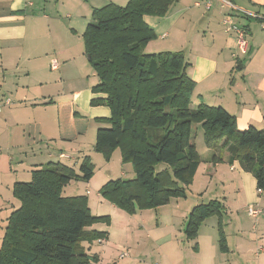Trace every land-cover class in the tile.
Returning a JSON list of instances; mask_svg holds the SVG:
<instances>
[{
    "label": "crops",
    "instance_id": "obj_1",
    "mask_svg": "<svg viewBox=\"0 0 264 264\" xmlns=\"http://www.w3.org/2000/svg\"><path fill=\"white\" fill-rule=\"evenodd\" d=\"M109 1L123 4L127 0ZM109 1L0 0V95L2 99L7 97L12 100V104L5 105L0 113H3L0 115V143L28 149L25 156L19 154L22 158L18 164L24 165V157L30 159V167L23 168L26 177L32 178L33 170L49 163L61 162L78 171L76 167L79 164L76 166L75 162L84 155L88 156L83 146L88 134L74 141L60 139L55 104L47 103L51 99L56 100L52 97L55 95L42 93L40 97L30 96L31 82L40 86L54 82L57 94L72 98L80 113L85 111L91 118L97 119L91 122L95 128L106 126L107 122H100L98 118H108L111 114L109 107L91 104L92 98L101 96L92 91L100 80L97 78L98 81L93 84L80 75L72 74L73 69L69 65L72 66V61L80 53L72 57L71 47L67 44L73 42L75 35L83 36L93 18L94 8L105 6ZM192 1L176 0L163 17L145 16L156 34L155 39L147 44L145 52H183L188 63L187 73L196 82L198 104L204 102L224 107L236 117L240 130L251 125L264 129V0H233L239 8L235 11L223 7L219 0L213 3L205 0L210 1L212 6L209 9L205 6L203 10L199 8L202 4L198 1L194 7H189ZM66 7L70 11L62 14ZM227 12L233 13L237 24L247 28L250 40L248 53L236 59L233 56L236 36L228 33L222 22ZM55 55L62 63L57 70H52L50 62ZM11 85L17 88L12 90ZM14 91L17 97L13 99L11 95ZM16 98H23V103L17 104ZM4 123L7 132L3 131ZM88 133L91 138L92 132ZM39 140L40 143H36ZM191 141L195 143V137L191 136ZM67 150L77 155H71ZM203 153L206 154L205 160L200 162L194 182L199 176L205 177L203 189L198 191V195L205 200L209 194V201H219L224 207V246L221 244L217 215H211L216 218L209 224L206 221L211 216L205 219L193 239H188L184 233L187 214L182 215L186 218L182 227L176 229L175 225L173 231L156 237L153 235L156 230L146 227L139 210L132 216L126 213L129 218L125 227L142 220V229L148 231L144 252L140 255L152 258L156 247L160 258V263L156 264H264V191L261 193L257 188L251 171L243 168L238 161L230 163L222 158L223 149L219 145L207 147ZM72 157H76L73 165L69 163L71 161L64 160ZM213 157L215 160L211 164ZM14 158L9 159L10 171L13 170L11 162ZM13 171L16 173L14 181L7 184L8 188L4 190L8 192L10 189L12 195L13 185L19 181L17 169ZM12 175L8 171L6 176ZM190 192L194 191L190 188ZM1 195L0 212L5 208L8 218L21 203L15 207L13 202L14 209L10 210ZM178 199L181 198H176V201ZM249 205L260 208L262 213L257 218L250 216ZM164 225L157 223L156 227ZM109 233L104 240L106 242ZM96 254L100 260L103 259L102 250Z\"/></svg>",
    "mask_w": 264,
    "mask_h": 264
},
{
    "label": "trees",
    "instance_id": "obj_2",
    "mask_svg": "<svg viewBox=\"0 0 264 264\" xmlns=\"http://www.w3.org/2000/svg\"><path fill=\"white\" fill-rule=\"evenodd\" d=\"M175 2L129 0L126 6L110 2L94 8L83 34L85 53L100 79L92 91L101 96L92 98L91 104L105 105L111 112L108 118H98L108 125L97 129L94 150L109 159L120 148L123 160L131 162L136 173L131 180L108 181L99 193L129 213L186 196L200 164L191 141L194 123L203 127L208 147L219 145L222 158L251 171L257 188L264 191V129L252 125L238 129L236 117L222 106L201 102L191 107L196 82L187 73L184 53L145 52L156 37L145 16H166ZM47 103L57 106L60 139L74 141L87 132L90 117L76 109L73 99ZM160 164L166 166L159 168ZM93 173L94 166L85 156L78 171L61 162L49 163L33 170L30 181L14 183L13 195L21 204L8 217L0 264L98 260L84 242L106 240L108 231L92 228L100 217L93 215L87 196L62 193L71 180L89 181ZM223 211L222 203L215 200L193 207L184 227L186 237L195 238L203 221L217 215L224 246Z\"/></svg>",
    "mask_w": 264,
    "mask_h": 264
},
{
    "label": "rangeland",
    "instance_id": "obj_3",
    "mask_svg": "<svg viewBox=\"0 0 264 264\" xmlns=\"http://www.w3.org/2000/svg\"><path fill=\"white\" fill-rule=\"evenodd\" d=\"M109 1V0H108ZM198 1L202 5L199 7L200 9H205L206 1L205 0H193L192 2H189V7H194L195 2ZM212 3L214 0H211ZM109 1L108 3H110ZM128 3V0L124 2L123 4H118L121 6H126ZM100 7V6H99ZM197 8V7H195ZM68 10V7H66L62 14L66 13ZM90 21V20H89ZM71 47V55L72 57L77 56L80 53V56L76 58V60L72 61V66L69 65L70 68L73 69V75H80L81 77H84L86 80H89L91 82L96 83L98 81L97 78L98 75L95 73L94 69L92 68L91 64H89L86 55L84 54V45H83V36L82 35H75L73 37V42L71 44H67ZM58 58L59 64L62 63L59 56L55 55L54 58ZM64 60V59H63ZM100 80V79H99ZM12 87V85H11ZM17 87H12L11 89L14 90ZM30 96L37 95L40 97L42 93H53L52 96L54 99H69V97H66L64 95L57 94V90L55 89V83L49 82L45 83L43 86H40L39 84H36L35 82L30 83ZM196 88V85H195ZM43 89V90H42ZM45 91V92H44ZM195 92H198V90H193L192 93V99H191V107H197L198 101H197V94ZM13 95V96H12ZM11 97L14 99V97H17V93L14 91ZM19 95L18 97H20ZM23 97V96H22ZM24 98V97H23ZM23 98H16L17 104L23 103ZM72 99V98H70ZM193 104V105H192ZM56 109V117L58 119L57 115V106L55 105ZM85 111L82 113L83 115H86L90 117L89 114L85 113ZM3 114V113H2ZM0 114V115H2ZM94 118L90 117V124L87 132L85 134H88L85 136V140L83 142V146H85L86 154L88 155L90 162L94 166V173L89 181H85L82 179H73L71 180L67 185L63 187V195H73V196H87L88 204L91 208V211L95 217H100V219L95 221V225L93 228L96 227L98 230H106L109 233V239L108 241L104 242H95V243H87L84 242V245L87 248V251L91 256H95L97 252L103 251V259L94 260L93 264H156L157 262L160 263L159 258V249L154 248V255L151 257H142L140 254L144 252V243L147 239V232L146 229H142V223L146 225V227H151L154 230H156L157 233L153 235H156V237L163 236L168 234L169 232L174 230L175 225L176 229H179V227H182L184 221H186V218L189 217V214L193 207L200 203H204L209 201L210 195H206V199L200 198V195H198V191L203 189V185L205 183V177L199 176V178L196 179V182H193L186 188V196L185 197H172L171 200L164 205L158 206V207H143L139 208L137 207V211H142V220H139L136 223H131L130 227L126 228V221L129 217H126L127 214L134 215L135 213H129L124 208L120 207L119 205H115V203L109 199L108 197H104L100 195V190L110 180H131L135 178V169L131 162H125L123 160L122 150L120 148H117L115 151H113L111 157L109 159L106 158V155L101 151L94 150V144L96 139V131L98 128H95V125L91 122H95ZM105 125H108L106 123ZM3 131L7 132V126L4 123ZM92 132V137H90V133ZM198 133V138H197ZM83 134V135H85ZM192 137H195V145L196 150L200 158V162L205 160V155L203 152L207 149V144L205 141V135L203 127L200 123H194L192 127ZM36 143H40L39 141H36ZM44 151V148H43ZM70 154L71 152L67 150ZM26 152H28L27 148L20 147H14L10 146L8 144H1L0 143V200H2V195L5 197V200L7 201L6 207L11 209H14V206H12L13 202L15 204V207L19 205L20 200L16 197H13L12 191L9 189L8 192L4 191L8 187L6 186L11 181H14L15 178V169H17V172L19 174L18 178L19 181H30V176L26 177L24 176L23 168H29L30 167V159L28 157H24V165L19 166L18 164L21 163L19 160L22 158L21 155H26ZM90 152V153H88ZM71 155H77L71 154ZM10 157H15L14 160H12V169L10 171V165L9 159ZM19 158V159H18ZM85 158V155L83 158H78L76 166L79 164L78 168L80 167L83 159ZM65 161H71L69 163L74 164L73 162L76 160V157H72L71 159H64ZM165 164H160L159 168H164ZM13 173L11 177L6 176L7 172ZM29 179V180H25ZM214 187V185H213ZM193 190L194 192H190ZM90 190L88 193L87 190ZM176 198H181L176 201ZM116 206V207H115ZM125 211L122 212V211ZM172 210H175L173 212ZM8 212L4 208L2 213L0 212V246L2 245L3 236L5 233V228L8 223L7 217ZM11 214V213H10ZM125 214V215H124ZM187 214L186 218H183L182 215ZM174 215H176V218H174ZM10 216V215H9ZM216 216H211L207 219V223H211L212 220H214ZM157 223H164V227H156ZM178 223V224H177ZM179 224L181 226H179ZM91 225L87 226L86 228H90ZM158 228V229H156ZM153 237V236H152ZM155 238V237H154ZM149 239V238H148ZM127 252L129 253L128 256H125L124 258H121V254ZM146 252V251H145Z\"/></svg>",
    "mask_w": 264,
    "mask_h": 264
},
{
    "label": "built area",
    "instance_id": "obj_4",
    "mask_svg": "<svg viewBox=\"0 0 264 264\" xmlns=\"http://www.w3.org/2000/svg\"><path fill=\"white\" fill-rule=\"evenodd\" d=\"M221 5L223 7H228L232 11L238 10L239 8L234 4L233 0H219ZM196 5H200V3H196ZM212 4L210 1L206 2V7L209 9L211 8ZM253 16L257 17L258 14H252ZM223 25L225 27V30L228 33H232L236 36V51L233 53V56L236 58H239L241 55L247 54L249 49H250V40H249V35L246 27L240 26L239 24L236 23V21L233 18V13H225L223 17ZM59 61L57 58H52L50 62V67L52 70H57L59 68ZM12 104V100L10 98H3L0 95V113L3 110V107L5 105H10ZM262 193L263 191L260 190ZM248 213L250 216L257 218L261 213L262 210L255 205H249L248 206ZM102 240L101 242H103ZM129 253L124 252L121 254V258L128 256Z\"/></svg>",
    "mask_w": 264,
    "mask_h": 264
}]
</instances>
